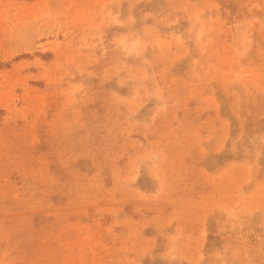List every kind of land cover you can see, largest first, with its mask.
I'll return each instance as SVG.
<instances>
[{"label":"rangeland","instance_id":"rangeland-1","mask_svg":"<svg viewBox=\"0 0 264 264\" xmlns=\"http://www.w3.org/2000/svg\"><path fill=\"white\" fill-rule=\"evenodd\" d=\"M0 264H264V0H0Z\"/></svg>","mask_w":264,"mask_h":264}]
</instances>
